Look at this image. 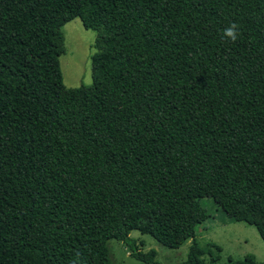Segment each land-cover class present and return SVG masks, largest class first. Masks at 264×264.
I'll return each mask as SVG.
<instances>
[{
  "label": "trees",
  "instance_id": "1",
  "mask_svg": "<svg viewBox=\"0 0 264 264\" xmlns=\"http://www.w3.org/2000/svg\"><path fill=\"white\" fill-rule=\"evenodd\" d=\"M76 18L99 34L72 89ZM203 198L264 241V0H0V264H111L109 240L160 264L133 231L205 264Z\"/></svg>",
  "mask_w": 264,
  "mask_h": 264
},
{
  "label": "rangeland",
  "instance_id": "2",
  "mask_svg": "<svg viewBox=\"0 0 264 264\" xmlns=\"http://www.w3.org/2000/svg\"><path fill=\"white\" fill-rule=\"evenodd\" d=\"M62 33L65 52L60 57V65L64 85L72 89L92 86V60L99 32L86 29L81 19L76 18L62 28ZM200 203L209 214V218L197 230L205 264H226L229 260H244L250 254L255 255L258 262L264 263V241L256 227L231 221L210 198H203ZM131 237L137 239L144 253L157 251L156 260L160 264H182L187 260L191 246L188 241L178 249H171L140 231H133ZM107 247L111 264H144L132 258L129 249L119 241L109 240Z\"/></svg>",
  "mask_w": 264,
  "mask_h": 264
},
{
  "label": "clouds",
  "instance_id": "3",
  "mask_svg": "<svg viewBox=\"0 0 264 264\" xmlns=\"http://www.w3.org/2000/svg\"><path fill=\"white\" fill-rule=\"evenodd\" d=\"M239 27L237 23H231L230 26L223 30V36L231 42L237 41L240 35Z\"/></svg>",
  "mask_w": 264,
  "mask_h": 264
}]
</instances>
